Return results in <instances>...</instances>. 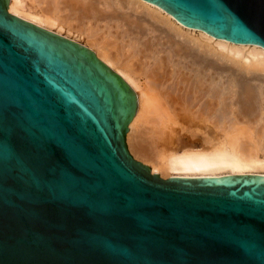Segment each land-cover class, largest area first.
Returning a JSON list of instances; mask_svg holds the SVG:
<instances>
[{
    "label": "water",
    "instance_id": "obj_1",
    "mask_svg": "<svg viewBox=\"0 0 264 264\" xmlns=\"http://www.w3.org/2000/svg\"><path fill=\"white\" fill-rule=\"evenodd\" d=\"M264 51V0H142ZM134 97L88 49L0 0V264H264V180L149 175Z\"/></svg>",
    "mask_w": 264,
    "mask_h": 264
},
{
    "label": "bare ground",
    "instance_id": "obj_2",
    "mask_svg": "<svg viewBox=\"0 0 264 264\" xmlns=\"http://www.w3.org/2000/svg\"><path fill=\"white\" fill-rule=\"evenodd\" d=\"M100 4H103V9L97 10ZM100 4L96 0H7V12L67 40L71 34L82 37L95 59L120 77L134 98L136 94L137 108L135 103L134 117L127 125L125 144L134 161L149 169V175L161 180L177 177L221 181L222 177L230 176H253L264 180V51L211 38L203 32L185 30L176 26L170 14L153 5H144L142 0H103ZM112 4L125 6L126 10L143 14L154 24L163 26L165 29L161 30L150 24L149 29L159 32L160 36L163 34L162 38L168 43L181 39L183 46L180 42L174 48L169 44L170 50L164 55L171 68L169 76L164 70L166 60L158 56L159 49L155 51L156 48H152L153 51L148 50V57L153 63L147 67L146 81L140 82L137 74L143 70L137 71L133 60L147 51V41L139 46V37L132 34L139 24L141 29L144 20L142 16L132 22H127L132 19L129 16V19L126 17L125 20L124 16L120 20L121 16L118 18L114 11H111L113 17L108 16L109 13L102 15L100 10L109 9L107 12H110ZM64 12L69 15L62 16ZM83 20L88 26L82 24ZM98 20H104V26L109 30L113 28L112 22L117 31L124 29L115 32L116 39H121V44L125 43L123 53V46L121 51L112 52L116 44L109 43L115 38L111 32L97 40L92 26ZM130 27L134 30L132 34L128 33L131 32ZM176 46H180L179 52L175 51ZM173 57L180 61H173ZM212 57L237 67L234 71L218 72L216 66L215 69L211 62L208 64ZM139 63L136 64L139 66ZM164 79L174 83L171 81V84L164 85L168 84V87H163L161 81ZM142 126H146L151 144L137 136L139 140H134L132 133ZM197 143L199 148H195Z\"/></svg>",
    "mask_w": 264,
    "mask_h": 264
},
{
    "label": "rangeland",
    "instance_id": "obj_3",
    "mask_svg": "<svg viewBox=\"0 0 264 264\" xmlns=\"http://www.w3.org/2000/svg\"><path fill=\"white\" fill-rule=\"evenodd\" d=\"M121 1H123V0H121ZM96 2H98L99 4L100 3H103V0H96ZM102 5L103 4H100V5H98L97 6V10L98 9H103L102 8ZM114 5V6H113ZM112 7H111V9H110V12L112 11H114V13H116L115 15H118V18H119V16H121V18H120V20H123V18H124V16H125V20H126V17H127V19H129V17H132V19H129V20H127V22L128 21H133V19L135 20V18L137 19V18H141V16H142V19L144 20L142 23V26H141V29H140V24L138 25V27H139V29L137 30V28H135V31L134 30H132L133 29V27H130V30L129 31H131V32H128L129 34L131 33H133L132 31H134V33L132 34V35H135V37L136 38H138L139 37V42H140V44H139V46L143 43V45H144V43H146V41H147V45H146V52H144L142 55L141 54H139L138 55V57H139V59H138V61H136L135 62V60H137V58L135 59V60H133V65H134V68L135 69H137V71H140V70H143V72H141L140 71V75L139 74H137V76H138V78H139V80H140V82L141 83H144L146 80H145V78H144V75H146V71H147V69L149 68V66H151L152 65V60H151V58L150 57H148V50L149 51H153V49L154 48H156V49H154L155 51H158V49H159V57H161L162 59H163V61H165L164 62V64H165V71L168 73H166V75L167 76H169L170 74H171V72H170V70H171V68H170V66H168V64H167V59H164V58H166V56H164L165 54L167 55L168 54V50H170V45H173V48H174V46L175 45H177V44H179V40H181V39H173L172 40V42H171V44L170 43H168L164 38H162L163 37V34H162V36H160L159 35V32H155V31H153L152 29L150 30L149 28H151V27H149V26H151V25H153V26H155V27H160V29L161 30H163V29H165L163 26H161V25H159V24H154V22L153 21H151V20H148L149 18L146 16H144L143 17V14L142 15H138V14H135L133 11H130V10H126V7L125 6H118V5H116V4H112L111 5ZM114 7H116V8H114ZM125 7V8H124ZM123 8V9H122ZM122 9V10H121ZM106 11H102V10H100L101 12H102V15L104 14V15H108V14H106V13H109V15L108 16H110V17H113L112 16V12L110 13V12H107V11H109V9H105ZM115 10H116V12H115ZM100 11H99V13H100ZM114 13H113V15H114ZM126 13V14H125ZM132 13V14H131ZM63 14H65V16H66V14H68L69 15V13H67V12H64V13H62L61 15L62 16H64ZM101 14V13H100ZM125 14V15H124ZM130 14V15H129ZM127 15V16H126ZM129 16V17H128ZM139 16V17H138ZM117 17V16H116ZM115 16H114V18H116ZM146 18V19H145ZM84 22L82 23L84 26H88L87 25V23H85L86 21L85 20H83ZM151 21V22H150ZM98 23H96L95 22V24L93 23V21H92V23H93V26H92V28H93V30H94V33H96L97 35V40L99 41V39H101V38H103V37H105L106 35H108L107 33L108 32H111V34L113 35V36H115V38L113 39H110V41H109V43H112L113 42V44L115 45L116 44V46H115V49H113L112 50V52L114 53V51H116V50H120L121 51V49L124 47V49L121 51L122 53H123V51H125V43H120V41H121V39L120 40H117L116 39V37H117V35H116V27L114 26V24H113V22H112V24H111V26L114 28H111L110 30L109 29H107L104 25H105V21L104 20H98L97 21ZM130 22V23H131ZM123 23V22H122ZM145 24V25H144ZM151 24V25H150ZM92 25V24H91ZM147 25V26H146ZM163 27V28H162ZM146 28H148V30L146 29ZM96 29V30H95ZM106 29V30H105ZM108 30V31H107ZM121 30H124V29H122L121 28ZM121 30H118L117 32H122ZM141 30V31H140ZM96 31V32H95ZM151 31H153L152 33H151ZM139 32H141V33H139ZM140 35H139V34ZM64 34H66V33H64ZM104 34V35H103ZM115 34V35H114ZM101 35V36H100ZM132 35H129L130 37L132 36ZM69 37V40H71V41H74L75 43H78L80 46L82 45L83 47H86L87 49H89L88 47H87V44H86V42H85V40H83V38L81 37V38H79V37H77L76 36V34H74V35H68ZM140 36H142L141 38H140ZM133 37V36H132ZM67 39V38H66ZM141 39V40H140ZM150 39V40H149ZM161 39V40H160ZM144 42H143V41ZM154 40V41H153ZM160 40V41H159ZM128 41V39H126V42ZM167 43H166V42ZM149 42H151V43H149ZM157 42V43H156ZM159 42V43H158ZM176 42V43H175ZM162 43H163V45H162ZM166 43V44H165ZM86 44V45H85ZM155 46H154V45ZM159 44V45H158ZM164 44H165V47H164ZM170 44V45H169ZM180 44L182 45V44H184L182 41L180 42ZM179 44V45H180ZM160 45H162L161 47H160ZM169 45V46H168ZM123 46V47H122ZM138 46V47H139ZM183 46V45H182ZM110 47H112V44H111V46ZM116 47H118V48H116ZM160 47V48H159ZM163 47H164V50H163ZM178 46H176L175 47V51H178L179 49H180V46L177 48ZM120 48V49H119ZM153 48V49H152ZM166 48V49H165ZM151 49V50H150ZM90 50V49H89ZM160 50H162V53H164V54H162L161 52H160ZM91 51V50H90ZM141 51H142V49H141ZM154 51V52H155ZM164 51V52H163ZM183 51L185 52L186 50L183 48ZM92 53H93V51H91ZM179 52V51H178ZM147 55H146V54ZM180 53H182V52H180ZM143 56V57H142ZM141 57H142V59H141ZM145 57H147V58H145ZM175 58V59H174ZM219 59V58H218ZM218 59H216V57H212V58H210V60L208 59V64H211L212 63V65L211 66H213L214 68H215V66H216V68H218V69H216V71H224V72H226V71H228V70H232V71H234L236 68L235 67H237V66H234L233 67V65L232 64H230V62H227V61H225V60H218ZM146 60V61H145ZM174 60H176V62L177 61H180V59H178V57H173V61ZM142 61V62H141ZM220 62V63H218V62ZM139 62H141V63H139ZM146 62V63H145ZM181 62H183V63H185L182 59H181ZM211 62V63H210ZM222 62V63H221ZM227 62V63H226ZM136 63H139V66H138V64H136ZM144 63V64H143ZM143 66H145V68L143 69ZM166 66H167V68H166ZM218 66V67H217ZM232 66V67H231ZM141 67V68H140ZM148 67V68H147ZM169 67V68H168ZM234 68V69H233ZM139 69V70H138ZM170 69V70H169ZM221 69V70H220ZM163 71V70H162ZM162 71H158L159 73L160 72H162ZM142 73H143V76H142ZM170 73V74H169ZM217 74V73H216ZM140 76H141V79H140ZM167 76L165 77V78H167ZM217 76V75H216ZM169 78V77H168ZM167 80L168 79H164V81L162 80L161 81V83L163 84H161V86H163V87H168L169 85L168 84H171V81L170 80H168V82H167ZM163 82H165V83H163ZM170 82V83H169ZM173 83H174V81H172ZM166 83H168L166 86H164ZM135 94V93H134ZM133 95V94H132ZM133 97H134V95H133ZM135 103H136V108H137V96H136V94H135V98H134V107H135ZM145 127V128H144ZM145 129H147L146 128V126H142V129L140 128V129H138L137 131H135V132H133L132 133V136H133V138H134V140H135V138H136V136L137 137H139V139H143L144 140V142H146V144L148 143H152V139H151V137H149V135H146V133H147V130H145ZM146 131V132H145ZM138 132V133H137ZM135 133V134H134ZM136 133H137V135H136ZM139 134V135H138ZM143 136H145V137H143ZM137 139V138H136ZM139 139H137V140H139ZM151 139V140H150ZM151 141V142H150ZM197 147H195V148H199L200 146H198V143H197V145H196ZM144 165H146V166H148L149 167V165L148 164H144ZM165 179V178H164Z\"/></svg>",
    "mask_w": 264,
    "mask_h": 264
}]
</instances>
